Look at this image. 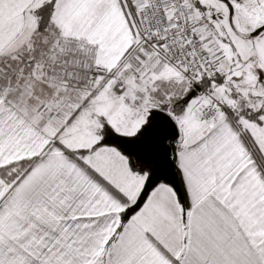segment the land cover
Here are the masks:
<instances>
[{"label": "snow or ice", "instance_id": "snow-or-ice-1", "mask_svg": "<svg viewBox=\"0 0 264 264\" xmlns=\"http://www.w3.org/2000/svg\"><path fill=\"white\" fill-rule=\"evenodd\" d=\"M0 264H264V0H0Z\"/></svg>", "mask_w": 264, "mask_h": 264}]
</instances>
